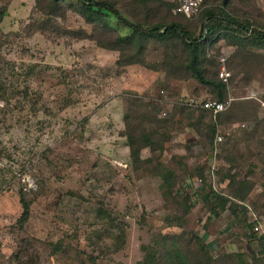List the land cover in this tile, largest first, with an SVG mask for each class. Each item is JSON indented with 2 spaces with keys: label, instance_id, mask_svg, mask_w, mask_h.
<instances>
[{
  "label": "rangeland",
  "instance_id": "1",
  "mask_svg": "<svg viewBox=\"0 0 264 264\" xmlns=\"http://www.w3.org/2000/svg\"><path fill=\"white\" fill-rule=\"evenodd\" d=\"M109 1L144 27L179 21L203 35L202 17L169 13L173 0ZM47 6L0 0L9 92L0 140L10 155L0 162L10 184L0 194V264H141L148 254L157 264H264V50L223 39L209 47L213 76L227 58L234 102L201 119L180 108L217 99L191 77L178 42L149 41L141 61L119 65L120 51L75 38L92 33L79 14L49 18ZM226 12L264 32V0H229ZM21 188L31 203L24 229Z\"/></svg>",
  "mask_w": 264,
  "mask_h": 264
},
{
  "label": "trees",
  "instance_id": "2",
  "mask_svg": "<svg viewBox=\"0 0 264 264\" xmlns=\"http://www.w3.org/2000/svg\"><path fill=\"white\" fill-rule=\"evenodd\" d=\"M47 1L48 6L44 13L48 15L49 18H61L70 11L79 14L86 24L92 27V33L88 36L85 31L74 32L73 35L75 38L86 39L91 37V39L96 41L98 46L103 49L120 51L121 57L117 62L119 65L134 64L141 61L138 56L140 57L143 55L149 41L160 43L178 42L189 55L187 69L191 73V77L201 85L211 89L217 101H225L227 99L228 85L219 78V71L213 76L208 69L209 65L213 66L216 63L215 57L212 55L209 56L207 53L209 47H213L218 40L223 39L233 46L252 47L264 50V32L258 28H254L250 20L237 18L227 13L226 8L228 7L229 0H223L221 5H216L218 0H214L207 4L205 9H203L197 17L193 18L197 19L202 17L203 19V35L198 38L193 37L188 27L179 21L166 22L165 20H161L150 28L144 27L139 21H131L117 8L115 3L109 0H71L70 2L67 0ZM135 1L143 6H148V3L153 0ZM174 8L175 4L173 0L172 4H167V10L171 13ZM174 15L192 20L183 15ZM204 20H208L207 28L204 25ZM112 21L117 22L118 27L114 26ZM128 51H134V54L131 56L128 55V58L131 59L125 60V53L127 55ZM230 83L231 80L229 85ZM8 94V89L4 86H0V99L6 100L7 97L8 100ZM180 111L190 114L199 112L201 119H203L206 114L212 115L211 112L201 107L189 106L188 104L183 105ZM223 113L217 115L216 118ZM216 130V125H213L211 128L213 137ZM155 134L159 135V132ZM146 137H142L140 141H145L146 146H151L148 142V137ZM136 144L137 141L135 138L132 136L129 137L131 156L134 160L139 161L140 150L135 147ZM8 156L10 155L7 147L0 140V162L8 159ZM6 169L7 168H0V194L10 187L4 174L9 171ZM171 175L172 173L167 170L165 175L166 179ZM211 193V195L217 197L220 201H224V204L226 203L222 197L216 195L214 192ZM211 195L209 197L207 196L208 201L212 199ZM19 196L23 211L17 224L20 229H24L31 216V203L27 199L23 188L19 189ZM211 202L213 203L212 200ZM224 204L222 205L223 209ZM212 212L215 213V207L212 208ZM141 264L157 263L156 259L148 254Z\"/></svg>",
  "mask_w": 264,
  "mask_h": 264
},
{
  "label": "built area",
  "instance_id": "3",
  "mask_svg": "<svg viewBox=\"0 0 264 264\" xmlns=\"http://www.w3.org/2000/svg\"><path fill=\"white\" fill-rule=\"evenodd\" d=\"M214 0H174L175 8L173 10L174 14L183 15L188 19H193L197 17L205 6ZM222 64L221 69L219 70V78L229 86L231 80V73L227 69V58L222 57L220 59ZM234 99L227 97L225 101L217 100H204L198 102V100H190L188 103L189 106L201 107L202 109L211 112L214 116H217L225 111H227ZM222 142V137L217 136L216 143ZM258 230V228H256Z\"/></svg>",
  "mask_w": 264,
  "mask_h": 264
}]
</instances>
